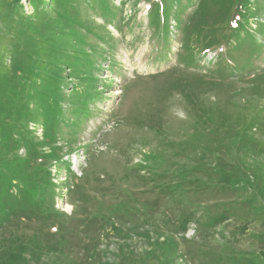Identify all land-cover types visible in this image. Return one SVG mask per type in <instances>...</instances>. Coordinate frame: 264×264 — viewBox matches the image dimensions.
I'll return each instance as SVG.
<instances>
[{"label": "rangeland", "instance_id": "obj_1", "mask_svg": "<svg viewBox=\"0 0 264 264\" xmlns=\"http://www.w3.org/2000/svg\"><path fill=\"white\" fill-rule=\"evenodd\" d=\"M109 1L111 20L98 0H0V149L24 158L20 137L36 138L46 182L31 210L9 208L0 264H264V0H246L238 37L232 14L214 27L227 44L207 50L187 49L173 19L162 45L151 1ZM77 38L104 58L97 89L45 134L32 89L55 81L65 101L83 85L40 61H66L52 47Z\"/></svg>", "mask_w": 264, "mask_h": 264}, {"label": "trees", "instance_id": "obj_2", "mask_svg": "<svg viewBox=\"0 0 264 264\" xmlns=\"http://www.w3.org/2000/svg\"><path fill=\"white\" fill-rule=\"evenodd\" d=\"M98 1H100V6L96 5L95 8L101 9L104 19L111 20V14L114 12L113 4L111 5L112 8H110L109 0ZM149 1L152 3L150 4L148 12V25L152 27L154 31H158L162 45H165L167 39L170 38L171 31L169 30V21L173 19L175 20L174 30L180 31L183 44L186 48L188 49V47L195 46V43L198 42L200 43V47H205L204 50L211 49L214 45L225 46L227 44V39L224 38V35L220 40H213L212 35L214 34L213 28L225 22V18H227L229 14H232V19L230 21L234 20V23L232 24L233 26L229 24V28L226 29L227 37H231V35L238 37L240 31L245 29L241 14H245V10H247V6L249 5L246 3V0ZM236 1L237 3L233 4ZM254 1H256V5H258L257 7L261 5L260 0ZM189 9H192V12L188 18L183 21L180 20ZM261 30H264V28H261ZM254 33L259 36L264 35V32L261 31ZM247 36L249 37L250 34H247ZM77 41V43L75 42L76 44L73 40H70L66 42L68 43L67 45L61 46L57 44L52 47V51L55 53H57L56 47H64L63 51L70 53L63 54L66 61L61 62L57 60V58H54V60H50L49 58L48 60L45 59L44 61H40L41 63L48 64L53 69L67 67L66 73L72 77H78L76 81L78 84L80 83L83 85L80 86L82 87L81 90L73 88L71 90L72 93H70L73 97L69 98L68 96L65 101L62 94L65 88L55 81L46 79L44 80L45 84L42 88L37 90L32 89L29 99L34 101L35 107H37L36 111H40V116L36 124L41 126L45 134L57 135L62 121L65 124L70 122V120L77 121L78 115L85 114L86 106L90 103V98H92L91 96L94 95L97 89L95 86H92V81L96 80L93 71L98 70L99 68L97 67H100H96L97 60L103 61L104 58L96 49H90L85 43L82 44L79 42V38H77ZM178 58L181 63L184 56ZM109 63L112 64L113 60L109 61ZM112 66L115 67L116 65ZM68 79L71 78L68 77ZM20 95L21 96L18 97L19 104H17V107L19 109H25L27 104L24 105L21 103H30V100L26 101L23 94ZM60 101H63V104H60ZM77 124L79 125V121ZM22 129H25V127L22 126ZM29 135H31V133H29ZM20 138L25 141L23 142V147L27 155L24 158L17 155L10 156L3 153L5 151H1L0 149V226L5 224L6 217L9 214V208L12 206L18 207L21 211L31 210L35 203L32 192L34 191L38 194L40 192L38 185L46 184L44 177H38L33 172V164H31L29 157L30 152L33 150V146H36L34 145L36 138L32 136ZM45 157L46 154H40L38 158L44 159ZM40 163L41 165H45L42 164V162Z\"/></svg>", "mask_w": 264, "mask_h": 264}]
</instances>
